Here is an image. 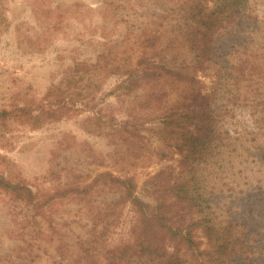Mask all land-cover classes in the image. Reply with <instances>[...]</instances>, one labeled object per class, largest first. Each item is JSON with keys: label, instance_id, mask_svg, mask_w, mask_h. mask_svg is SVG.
I'll return each instance as SVG.
<instances>
[{"label": "rangeland", "instance_id": "obj_1", "mask_svg": "<svg viewBox=\"0 0 264 264\" xmlns=\"http://www.w3.org/2000/svg\"><path fill=\"white\" fill-rule=\"evenodd\" d=\"M162 203L264 264V0H0V264H157Z\"/></svg>", "mask_w": 264, "mask_h": 264}, {"label": "trees", "instance_id": "obj_2", "mask_svg": "<svg viewBox=\"0 0 264 264\" xmlns=\"http://www.w3.org/2000/svg\"><path fill=\"white\" fill-rule=\"evenodd\" d=\"M210 29L212 31V25H209ZM177 76H181L178 74ZM182 80V79H178ZM172 121H168V123H171ZM167 123V124H168ZM206 123V122H203ZM205 126V125H204ZM210 129H206L203 134L206 135L209 132ZM199 135V134H197ZM192 138V137H191ZM200 138V136H198ZM193 139V138H192ZM194 141L198 139H193ZM166 208V205L162 203L160 205V211L155 212L153 215L150 217L147 216H142V219L140 220V226L137 227V233L135 235V248H134V254L133 255H140V256H148L154 258H158V263L157 264H180V260L178 259H173L172 257H169L166 255V247H165V242L167 241V244L169 243L168 246H170L172 249H179V245L182 244V241H186L190 243L191 236L190 233H186L187 237L183 236V234L180 231V227L177 225L175 230L170 231V225L168 226L166 223L164 225L159 226L160 231H157L158 229L153 226V224L150 223L151 220H159L161 219L165 212L164 209ZM169 223L173 222L170 219H168ZM162 223V222H161ZM161 236L162 238L156 241L155 243L151 242V235H156ZM169 234L171 237H168ZM183 236V237H182ZM178 240V241H177ZM176 241V242H175ZM175 242V243H172ZM185 244V243H184ZM187 247H190L191 245L185 244ZM154 254V257L152 256Z\"/></svg>", "mask_w": 264, "mask_h": 264}]
</instances>
